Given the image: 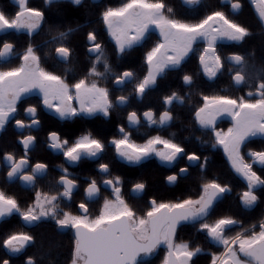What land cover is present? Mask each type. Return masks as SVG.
<instances>
[{
  "label": "snow or ice",
  "instance_id": "obj_1",
  "mask_svg": "<svg viewBox=\"0 0 264 264\" xmlns=\"http://www.w3.org/2000/svg\"><path fill=\"white\" fill-rule=\"evenodd\" d=\"M184 2L192 5L199 3V0ZM72 3L79 5L82 0H72ZM251 3L259 19L264 21V0H251ZM18 4L19 11L14 18L10 19L0 12V31L24 29L31 36L41 27L44 13L28 7L26 0H18ZM231 7L233 12H238L243 5L240 0H234ZM172 12L166 0H126L119 6L106 7L101 13V21L115 41V48L119 53L140 44L150 28L154 27L159 32L160 39L144 54L145 73L134 85L135 93L140 97L157 84L158 77L167 69L180 68L182 62L196 51L198 41L203 40L205 44L198 52L200 67L209 79H213L224 66L223 59L218 54L217 41L227 39L239 43L250 35L247 27L223 10L208 11L195 21L176 18ZM58 35L67 38L65 32ZM87 40L90 45L88 51L96 54L95 60L89 72L75 82H69L64 76L46 69L42 65V57L31 44L20 54L17 66L0 70V131L16 117L22 98L33 91L39 92L45 108L55 111L62 119L81 113L93 115L99 112L105 117L110 115L115 108L110 90L95 79L89 80V77H103L110 71V66L104 58L103 45L98 42L96 33L88 32ZM13 47V44L5 42L0 48V57L10 54ZM55 52L65 60L70 56V48L64 44L57 46ZM227 59L231 64L240 66L231 77L235 85L254 90L247 91L246 96L200 93V102L193 109L192 117L201 129L211 131L214 137L212 147H222L231 168L246 181L247 187L240 199L250 209L259 200L255 189L264 186V176L254 168V164L264 167V151H245L249 138L264 136V67L250 79L246 74L248 61L245 56L234 53ZM101 62L104 64V73L96 68ZM229 71L233 72V68L230 67ZM113 75L116 85L135 77V73L129 70ZM182 81L184 85L191 86L193 76L184 74ZM184 99L177 92H172L163 97V103L168 107L158 116L148 110L143 113V117L149 124L165 125L173 119L170 106L174 101L183 104ZM126 101L127 97L123 95L117 97L120 104ZM24 111L31 119L25 121L15 118L16 128L39 125L36 105H28ZM225 115L232 121L226 130L217 126V120ZM127 121L130 125L139 124L140 116L136 111H130ZM118 132L119 137L113 138L110 143L114 146L115 153L126 161L139 163L155 156L161 162L172 164L179 158H185L189 164H198L202 172L206 168L208 157H204L202 161L196 152H187L172 139L155 135L139 144L131 139L125 127L120 126ZM48 139L50 147L62 151L64 158L70 163L79 161L82 156L96 157L105 150V144L91 133L81 135L72 143L67 139L62 140L55 131L49 133ZM19 142L23 145L24 155L19 158L11 152L3 155V160L8 164L7 180L19 177L25 184L34 186L38 175L45 173L48 166L43 162L32 165L28 159V150L35 142L33 135L23 136ZM29 166L31 171H26ZM99 170L107 174L109 165L101 163ZM179 171L187 173L189 169L181 167ZM63 172L57 181L62 185V191L54 194L36 191L33 203L26 208H22L14 196L0 190V219L18 214L26 224L32 225L41 219L51 218L58 229L72 230L70 264H137L139 256L152 254L161 245L167 249L162 264H192L193 257L202 248H193L183 241L177 242V232L183 222L197 220L200 221L199 230L223 249L219 254H211L210 264H264V219L249 226H244L232 216H221L213 222L207 220L217 199L231 191L227 184L211 179L201 183L195 198H184L176 202L152 199L146 212L137 216L123 197L121 177L105 178L103 184L111 187L114 199L105 197L99 214L90 218L89 205L85 201L78 204V213H58L57 201L61 198L71 200L73 190L77 188L76 180L69 178L66 168ZM177 179V175L167 176L170 184ZM145 188L144 182H136L132 190L142 192ZM100 192L101 188L95 179L85 188L88 200L99 196ZM234 227L239 230L234 235H229ZM34 242L33 235L18 231L8 234L0 242V247L9 253L18 254ZM241 255L246 259L242 260ZM0 264H10V261L4 259ZM26 264H35L33 257H27Z\"/></svg>",
  "mask_w": 264,
  "mask_h": 264
},
{
  "label": "flooded vegetation",
  "instance_id": "obj_2",
  "mask_svg": "<svg viewBox=\"0 0 264 264\" xmlns=\"http://www.w3.org/2000/svg\"><path fill=\"white\" fill-rule=\"evenodd\" d=\"M6 1L7 4L9 3V7L5 5V9L0 10V12H3L10 19L14 18L15 14L19 11L18 0ZM244 1H246V4ZM26 2L28 7L41 10L44 13V20L41 27L31 36L24 29H5L0 32V48L3 47L5 42L11 43L14 46L10 54L2 57L4 60L0 57V70L17 66L20 61V54L29 44L41 56L42 52H44L43 46L56 41L58 43L57 46L64 44L70 48L69 58L65 60L60 57L55 52L57 46L52 47V57L49 59L42 58V65L46 69L64 76L69 82H75L89 72L95 60L96 54L88 51L90 45L87 40L88 32L93 31L97 35L98 42L103 45L104 58L110 66V71L106 72L103 77H89V80L95 79L101 86L107 87L110 90L115 108L111 110L108 117L98 112L93 115L81 113L75 117L62 119L55 111L43 106L39 92L33 91L24 96L19 104V111L15 118L30 121L31 117L24 111V108L28 105H36L38 107L37 118L40 123L31 128H16L14 118L9 121L3 131H0V190L14 196L20 206L26 208L33 203L36 191L50 194L62 191V185L58 184L57 181L64 174L63 169L66 168L69 178L76 180L77 188L73 190L71 200L61 198L57 201L58 213L62 214L63 211L78 213V204L81 201H85L89 205L90 218H95L102 208L104 198L114 199L111 195V187L104 185L103 180L119 176L122 180L121 190L124 199L136 211L137 216H141L150 207L152 199L161 202H176L184 198H195L199 192L201 183L206 180L215 179L222 184H227L231 188V191L219 197L214 203V207L209 217H207L208 222H213L221 216H232L240 220L244 226H249L263 219L264 186H259L255 189L259 197L258 202L252 208H246L240 199V195L247 187L246 181L231 168L223 152V148L212 147L214 137L211 131L201 129L199 125L195 124L192 117L193 109L200 102V93H209V95H211L210 93H238L236 96H246L248 91L247 86H236L232 79V84L236 90L224 88L215 90L205 89L207 85L215 82L224 73L232 77L234 71L240 66L229 62L227 58L234 53L228 54L226 50L232 44L241 45L245 39L239 43L216 44L218 54L222 57L224 66L215 78L209 79L200 67L198 52L205 44L204 42H199L195 46L196 51L190 54L180 68L166 70L163 75L158 77L157 84L146 90L143 97H140L134 90V85L139 80V76L135 75L132 80L116 85L113 73H120L125 70L133 72L131 69L119 68L120 63L126 60L127 63L134 64V51L142 46L151 47L160 37L158 36L157 29L152 27L140 44L125 50L123 53L115 51L114 58L107 56L105 50L106 41L114 47L115 43L110 38L106 27L101 21V13L106 7L119 6L126 2V0H82V3L79 5L73 4L71 0H50V2L49 0H26ZM205 2L206 0H199V3L189 5L184 0H166L167 5L173 10L172 13H179L183 19L189 21L197 20L208 12L207 9H204ZM232 2L234 0H231V3L224 4L223 0H220L222 5L228 7V10L224 12L230 17L237 18L239 23L248 28L250 34L256 28L253 23L254 20L259 22L260 26L264 28V21L259 19L251 0H240L243 7L238 12L232 11ZM66 4H72L78 8L77 15L80 16L75 19V22L73 20L74 26H71L70 20L76 17V13L70 15L71 11H69L62 15L59 11L60 9H58L60 6H65ZM88 6L91 8L88 9ZM49 7H54V9H47ZM245 7L251 10L252 16L245 15L247 12ZM253 14L256 15L257 19L253 17ZM88 17H93L95 22L92 20L88 21ZM100 23L104 26V29H102ZM89 24L90 26H88ZM70 28L73 31L69 32ZM46 30L49 32L50 38L46 41H41V34ZM60 32L67 33V38H61L58 35ZM103 32L106 33V38L103 37ZM26 38L30 40L28 46L24 50H18V42ZM131 51L130 59L125 58L124 55L129 54ZM235 53L242 55L240 52ZM184 65V73L193 76V84L191 86L184 85L182 76H180L179 71L183 69ZM248 65L251 66L252 64L248 61ZM230 67L233 68V72L229 71ZM96 68L99 72H105L103 62L98 63ZM168 72H172L171 77H167L165 81L160 83L159 79L164 76L166 77ZM213 87H215V84ZM172 92H177L185 98L183 104L174 101L170 106L173 119L165 125L149 124L143 117V113L152 110L158 116L168 107L163 103V97L171 95ZM120 95L127 97V101L123 104L117 102V97ZM130 111H136L138 116H140L139 124H129L127 114ZM228 123L229 121L225 118L217 121V126L223 129ZM120 126L125 127L126 131L130 133L131 139L139 144L144 143L146 139L155 135L172 139L174 142L181 144L187 152H196L201 156L202 161L204 157H208L206 168L202 172L198 164H189L185 158H179L172 164L161 162L155 156L146 158L139 163L126 161L115 153L114 146L110 143L113 138L119 137L118 128ZM53 131L57 132L62 140L67 139L70 143L74 142L81 135L91 133L94 138L100 139L105 144V150L96 157L82 156L79 161L70 163L64 158L62 151L50 147L48 136ZM29 134L35 137V142L28 150V159L32 165L36 162H43L48 166L45 173L38 175L34 186L25 184L19 177L11 181L7 180L8 164L3 160L5 152H11L17 158L24 155V148L20 144L19 139ZM251 140L256 141V148L248 150L264 151V136L253 138L249 141ZM101 163L109 165V173L100 172L99 164ZM181 167H187L189 171L187 173H180ZM254 168L258 174L264 176V167L254 164ZM26 171H31V166L26 168ZM169 175H177V181L170 184L167 181V176ZM92 179L97 181L101 192L99 196L88 200L85 188ZM136 182H144L146 184L145 190L142 192L133 191L132 189ZM199 224V220L183 222L178 227L177 242L183 241L189 243L193 248L197 246L202 248V251L193 257L192 264H210L211 254L213 252L219 254L223 249L222 246H218L212 241L205 232L199 230ZM45 229L51 234L64 235L67 239L66 243L72 244V230L58 229L51 218L41 219L32 225L26 224L18 214L0 219V242L8 234L18 231L30 233L35 238V242L32 245H29L18 254L9 253L3 247H0V262L8 259L10 264H26V259L29 256L54 255L53 253L42 252L41 250L40 238L45 236ZM237 230L239 229L234 227L228 234L234 235ZM50 237H53V235H50ZM50 237L47 236V238ZM42 241L46 243V241ZM166 254V247L161 245L154 253L139 256L137 264H162ZM240 258L242 260L246 259L242 255ZM33 259L35 260V264H40L38 257L35 256Z\"/></svg>",
  "mask_w": 264,
  "mask_h": 264
},
{
  "label": "trees",
  "instance_id": "obj_3",
  "mask_svg": "<svg viewBox=\"0 0 264 264\" xmlns=\"http://www.w3.org/2000/svg\"><path fill=\"white\" fill-rule=\"evenodd\" d=\"M5 5H8L9 7V3L7 4L6 0H0V10H4ZM204 7H205L204 9H207V11H211V10H223V11L226 10L227 11L228 10V7L222 5L220 3V0H206ZM89 8L91 7L88 6V9ZM47 9L53 10L54 7H49ZM58 9H60L59 11L61 12L62 15L65 14V12H69V11H71L70 15L72 13H76V17L70 20L71 26H74L75 23H73V20L75 22V19L80 16V15H77V11H78L77 6H74L72 4L70 5L66 4L65 6H60ZM172 15H174L175 17L178 16V18L183 19L179 13L175 12V13H172ZM231 18L238 22L237 18L233 16H231ZM87 20L88 21L92 20L93 22H95V19L93 17H88ZM100 25L102 29H104V26L101 23ZM88 26H90V24ZM254 26L256 28L252 30L253 31L252 34L246 37L241 45L232 44L230 45V48L226 51L228 52V54L240 52L243 56L246 57V60H248L253 66H257L261 68V67H264V28L260 26L259 22L257 21L255 22ZM106 36H107L106 33L103 32V37L106 38ZM49 38H50V34L47 30L41 34V41H46ZM21 41L22 43H20ZM21 41L18 42V45H17L18 50H24V48L28 46V43L30 42V40L27 38L21 39ZM106 42H107V45H105L106 46L105 50H106L107 56L110 58H114L116 54L115 52L116 49L111 43H109L108 41ZM57 44L58 43L56 41L45 44L43 46L44 52H42L41 57L47 58V59L51 58L52 57L51 48L56 47ZM149 48L150 47H144V46L137 48L134 51L135 57L133 58L135 63L130 64V63H127V61L125 60V62L120 63L119 68L131 69L133 70L136 76H139L141 78L144 75L145 68H146V65L143 60L144 59L143 54H145V52ZM131 53L132 51L129 54L124 55V57L130 59ZM184 67L185 65L183 66V69L179 71L180 76H183L184 74H186L184 73L185 72ZM194 73L196 72L194 71ZM171 74L172 72H168L166 77L164 76L163 78L159 79V82L162 83L163 81L167 79V77H171ZM231 79H232L231 76H228L227 74L224 73L220 77H218V79L215 82H211L209 85H207L205 89L215 90V89L224 88V89H229V90H236V88L232 84ZM214 84H215V87H213ZM210 94H222V95L236 96L238 93H210ZM255 142L256 141L254 140L248 141L246 149L247 150L255 149L256 148ZM262 218L264 219V215ZM44 233L46 237L44 236L40 238L41 239L40 246H42L41 250L42 252H49V253H53L54 255H33V257L35 256L38 257L40 264H70L72 244L71 243L67 244L66 243L67 239L62 234H57V233L51 234L47 232V229L44 230ZM50 235L51 236L53 235V237H50ZM47 236H49L50 238H47ZM42 240L46 241V243H44Z\"/></svg>",
  "mask_w": 264,
  "mask_h": 264
},
{
  "label": "rangeland",
  "instance_id": "obj_4",
  "mask_svg": "<svg viewBox=\"0 0 264 264\" xmlns=\"http://www.w3.org/2000/svg\"><path fill=\"white\" fill-rule=\"evenodd\" d=\"M72 1V0H71ZM244 3L246 4V1H244ZM247 7H245V10H247V12H246V14L245 15H247V16H252V12H251V10L249 9V8H247ZM253 17L255 18V19H257V17H256V15L255 14H253ZM251 19V18H250ZM250 21V20H249ZM255 20H254V24H255ZM1 32V31H0ZM157 33H158V36H159V32H158V30H157ZM110 38L113 40V38L110 36ZM114 41V40H113ZM199 42H203V40H200V41H198L197 42V44L199 43ZM242 42V41H241ZM114 43H115V41H114ZM218 43H237V42H235V41H229V40H227V39H222V40H218L217 41V44ZM138 45V44H137ZM134 46H136V45H134ZM133 46V47H134ZM126 50H128V49H126ZM190 56V55H189ZM188 58V57H187ZM186 58V59H187ZM185 59V60H186ZM184 62V61H183ZM182 62V63H183ZM260 68L259 67H255V66H250V65H247V69H246V74L249 76V78L251 79L253 76H254V74L259 70ZM168 70V69H167ZM247 90L249 91V90H254V88L253 89H249L248 87H247ZM226 118V120H228L229 121V123L227 124V126L225 127V128H223V129H227L228 127H230L231 126V124H232V121H231V118L229 117V116H222V117H220L217 121H219V120H223V119H225ZM257 137H261V136H255V137H251V138H249V140L250 139H253V138H257ZM248 140V141H249ZM220 148H222V147H220Z\"/></svg>",
  "mask_w": 264,
  "mask_h": 264
},
{
  "label": "water",
  "instance_id": "obj_5",
  "mask_svg": "<svg viewBox=\"0 0 264 264\" xmlns=\"http://www.w3.org/2000/svg\"><path fill=\"white\" fill-rule=\"evenodd\" d=\"M223 3H224V4L231 3V0H223ZM1 59H3V58L1 57ZM3 60H4V59H3Z\"/></svg>",
  "mask_w": 264,
  "mask_h": 264
}]
</instances>
